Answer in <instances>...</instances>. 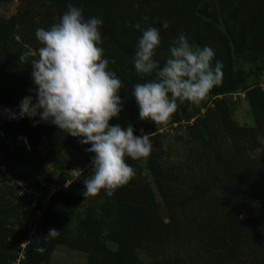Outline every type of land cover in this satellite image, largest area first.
<instances>
[{
  "label": "rangeland",
  "instance_id": "rangeland-1",
  "mask_svg": "<svg viewBox=\"0 0 264 264\" xmlns=\"http://www.w3.org/2000/svg\"><path fill=\"white\" fill-rule=\"evenodd\" d=\"M69 4L81 9L85 20L96 17L105 21L106 29L100 28V46L109 61L108 70L123 85L118 93L122 111L118 118L109 121L110 126L119 125L122 129L132 126L134 116L139 113L132 96L133 86L154 76L138 75L133 62L117 51L111 37L114 32L107 26L113 16L109 11L118 13L119 24L123 25L116 29H125L117 32L133 47L142 36L134 27L137 23L159 30L161 43L154 56L157 61L160 57L166 60L170 44L184 33L190 44L212 48L215 53L212 64L221 62L222 71H258L264 75V0H0V28L10 16L17 17L1 63L11 71L22 93L31 94L33 104L37 95L31 78V60L35 57L20 62L19 56L29 49L38 50L41 45L35 36L36 29L47 30L58 22ZM144 17H148L147 21ZM165 21L167 28L163 27ZM208 25L225 36L224 49L206 38ZM259 86L264 90V81ZM21 101L12 100L7 105L0 99V220L9 232L5 239L7 235L0 230V264L18 263L36 228L39 216L36 207H43L56 188L67 185L91 165L93 158V154L85 156L74 149L73 142L80 137H72L50 122L40 121L39 116L9 119L4 110L18 116ZM194 107L197 110L189 121L162 130L159 148L134 168L135 176L126 185L111 197L101 190L96 197L84 198L49 264H100L103 255L115 252L119 243L129 247L137 229L144 227L143 223L152 224L151 214L146 211L147 193L154 196L159 216L166 221L149 164L182 175L172 177L183 188L177 185L171 192L186 199L182 201L186 208L203 207L204 197L225 194L231 199L236 195L237 175L247 178L251 173H264V130L260 132L264 93L238 89L205 99ZM247 131L253 132L250 135ZM258 193L261 199L253 203L254 212L264 213V194ZM105 229L108 234L102 236ZM247 230L240 234L234 264H264V239L257 236L253 226ZM227 232L232 234L230 228ZM132 251L142 263L150 262L136 248Z\"/></svg>",
  "mask_w": 264,
  "mask_h": 264
},
{
  "label": "clouds",
  "instance_id": "clouds-1",
  "mask_svg": "<svg viewBox=\"0 0 264 264\" xmlns=\"http://www.w3.org/2000/svg\"><path fill=\"white\" fill-rule=\"evenodd\" d=\"M143 19L147 21L148 17ZM102 23L96 17L85 20L82 10L69 4L50 28H37L35 36L41 46L19 56L20 62L35 57L31 60V78L37 100L33 104L30 96L25 97L18 116L4 110L9 119L39 116L40 121L50 122L72 137H80L81 144L91 145L86 149L93 158L91 174L83 181L85 199L98 196L101 190L111 197L135 176L126 158L133 161L146 158L152 147L149 135H134L131 125L123 129L109 125L122 111L118 93L123 85L108 70L109 61L100 46ZM134 27L142 32L134 69L140 76L155 73L153 79L133 86L132 96L140 120H150L155 126L167 124L179 104H199L221 82L222 64L216 61L213 66L215 53L209 46L192 45L181 33L170 44L161 67L154 59L161 43L159 30L152 26L143 28L139 23ZM163 27H168L167 21ZM58 234L51 229L43 241L55 239ZM107 234L105 229L101 235ZM36 251L42 253L44 249Z\"/></svg>",
  "mask_w": 264,
  "mask_h": 264
},
{
  "label": "trees",
  "instance_id": "trees-1",
  "mask_svg": "<svg viewBox=\"0 0 264 264\" xmlns=\"http://www.w3.org/2000/svg\"><path fill=\"white\" fill-rule=\"evenodd\" d=\"M108 14L113 15L107 26L111 27L114 32L111 37L117 51L133 62L138 41L133 47L124 35L118 34L117 31L123 32L125 27L117 30V27L123 25L119 24L118 13L109 11ZM102 22L100 28L106 29L105 21ZM16 26L17 17L12 15L0 28V99L4 100L7 105L12 100H23L28 96L34 101L31 94L26 96L22 93V90L15 84L11 71L4 68L1 63L8 39L14 33ZM206 38L219 49L226 47L225 36L213 26H207ZM158 62L162 67L165 60L160 57ZM152 76H155V73ZM261 81H264V75L258 71L239 70L233 73L225 70L222 71L221 82L210 91L205 99L230 94L238 89L263 94L264 90L259 86ZM196 110L194 104L188 102L179 104L177 112L172 115L169 122L158 126H155L150 120H140L139 113L136 114L132 124L134 135H149L152 145L151 152L146 158L153 155L159 148L163 137L161 132L166 126L189 121L192 118V113ZM261 130H264V122L260 126V132ZM243 132L245 133V131ZM252 132L247 131L250 135ZM80 140L81 138L75 139L74 149L85 156L92 155L86 151L91 145H83ZM146 158L137 161L126 158V161L134 169ZM148 166L166 212V221L161 220L159 216L154 196L147 193L146 211L151 214L152 224L143 223L144 227L137 229L133 244L129 246L144 253L150 259L148 264H234L238 256V245L241 244L240 234L243 230L248 231L247 228L250 229L253 226L257 236L264 239V213L258 210L254 212L253 207V203L261 199L258 192L263 191L264 194V173L259 175L251 173V176L247 178L237 175L235 177L237 191L234 192L236 195L231 199H228L229 197L227 198L225 194L213 198L203 196L204 202H206L203 207L186 208L182 205V201L186 199L179 193V196L176 197L171 192L172 188L177 185L183 188L180 181H176L172 177L180 178L182 175L172 174L155 164ZM91 169L90 165L80 171L67 185L56 188L43 207H36L39 215L36 228L29 236L23 256L17 264H49L51 254L66 234L77 208L84 200L83 181L91 174ZM262 199H264V195ZM196 200L198 201V199ZM243 203L244 205L241 207ZM248 209L250 210L248 211ZM228 228L232 234L226 233ZM51 229L59 232L58 236L44 242L43 238L48 235ZM0 230L5 233V236L7 235L6 239L9 232L3 227L1 220ZM119 244L118 249L113 253L103 251L105 254L100 264H144L134 254L132 248H129L125 243ZM37 248H42L44 251L38 252Z\"/></svg>",
  "mask_w": 264,
  "mask_h": 264
}]
</instances>
